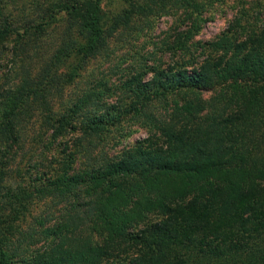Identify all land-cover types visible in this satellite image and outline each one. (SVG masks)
<instances>
[{
  "label": "trees",
  "instance_id": "1",
  "mask_svg": "<svg viewBox=\"0 0 264 264\" xmlns=\"http://www.w3.org/2000/svg\"><path fill=\"white\" fill-rule=\"evenodd\" d=\"M211 3L29 0L18 19L0 0V63L12 35L24 55L38 30L61 26L38 69L20 54L16 80L0 84V264H264V5L239 0L200 42ZM169 7L155 50L173 63L141 52L119 81L102 75L55 108L119 29ZM126 117L148 134L109 154L99 139ZM43 198L60 216L25 228Z\"/></svg>",
  "mask_w": 264,
  "mask_h": 264
},
{
  "label": "rangeland",
  "instance_id": "2",
  "mask_svg": "<svg viewBox=\"0 0 264 264\" xmlns=\"http://www.w3.org/2000/svg\"><path fill=\"white\" fill-rule=\"evenodd\" d=\"M28 1L14 0V2H10V0H7V15L12 14L19 19L23 14L30 12L25 6V3ZM250 1L253 2L250 5L251 10L264 5V0H259L260 3L258 0ZM237 2L239 0H212L208 11L205 13L206 21L203 23L200 32L196 35L195 40L200 42L207 41L218 35L235 16L239 8ZM254 2H257L260 6H257ZM167 4L169 6L171 3L168 2ZM170 9V11L161 13L159 16H146L145 14L134 16L128 27L119 29L110 39L108 53L91 60L81 72V75L73 83L65 87L61 96H56L53 99L55 108L61 105L62 101L87 86L89 82L101 78L102 75L103 78H109L110 81H119L125 74L131 72V69L138 63L137 58L141 52L148 58V62L152 59L151 57L150 59L147 57L148 52L154 50L156 52L153 59L158 58L164 61L165 64L173 63L176 58L171 53L155 50L163 42L162 40L167 38V32L173 25L174 17L171 14L173 9ZM259 20L264 23V10ZM60 33V25H52L44 32L38 30L36 40L24 46V55H22L23 52H18L21 42L16 41L20 37L16 34L12 35L6 43L7 59L0 63V84H9L12 80H16V76L19 74V63L21 64L19 60L20 54L24 58V61L28 60L27 62H29L31 69H38L56 47ZM135 50H139L138 54L134 52ZM13 54L15 56L18 55L16 57L18 60L16 59L15 62L12 59L14 58L12 57ZM167 108H169L168 105L161 103L156 111L164 113ZM30 126L33 127V125ZM35 127L36 125H34L33 129ZM33 129L29 130L28 135L32 134ZM148 131V127L142 121L126 117L119 126L112 127L110 132L99 139V144L107 153H116L123 146L132 144L136 140L147 136ZM37 145L39 144H27L25 148L30 153ZM22 155L20 153V158ZM21 162L22 165H26L27 167L26 155L24 159L21 158ZM27 175V173L23 174V179L27 180ZM50 202L49 198L35 200L30 206V211L24 219L23 226L26 228L29 225H37V220L39 218L44 219L43 216L47 212H49V216L44 220V225L54 222L55 217L60 216L61 209L58 205Z\"/></svg>",
  "mask_w": 264,
  "mask_h": 264
}]
</instances>
